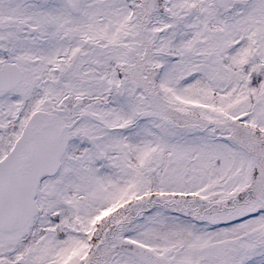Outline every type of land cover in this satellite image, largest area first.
<instances>
[{
    "label": "snow or ice",
    "instance_id": "obj_1",
    "mask_svg": "<svg viewBox=\"0 0 264 264\" xmlns=\"http://www.w3.org/2000/svg\"><path fill=\"white\" fill-rule=\"evenodd\" d=\"M0 264H264V0H0Z\"/></svg>",
    "mask_w": 264,
    "mask_h": 264
}]
</instances>
